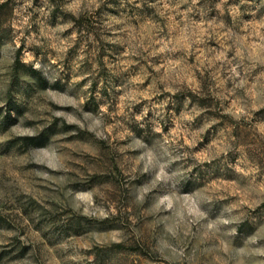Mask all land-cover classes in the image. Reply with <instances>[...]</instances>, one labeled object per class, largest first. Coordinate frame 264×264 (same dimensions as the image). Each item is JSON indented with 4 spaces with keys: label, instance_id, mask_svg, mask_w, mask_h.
<instances>
[{
    "label": "rangeland",
    "instance_id": "374dc122",
    "mask_svg": "<svg viewBox=\"0 0 264 264\" xmlns=\"http://www.w3.org/2000/svg\"><path fill=\"white\" fill-rule=\"evenodd\" d=\"M2 4L0 264H264V0Z\"/></svg>",
    "mask_w": 264,
    "mask_h": 264
},
{
    "label": "trees",
    "instance_id": "16d2710c",
    "mask_svg": "<svg viewBox=\"0 0 264 264\" xmlns=\"http://www.w3.org/2000/svg\"><path fill=\"white\" fill-rule=\"evenodd\" d=\"M4 6H5L4 4L0 5V10H2ZM27 140L35 141L34 138H27ZM35 145H36V144H35ZM37 145H41V144H37Z\"/></svg>",
    "mask_w": 264,
    "mask_h": 264
}]
</instances>
